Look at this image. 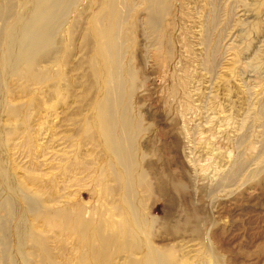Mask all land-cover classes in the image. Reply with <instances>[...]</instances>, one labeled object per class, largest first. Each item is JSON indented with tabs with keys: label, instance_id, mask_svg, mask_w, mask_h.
Wrapping results in <instances>:
<instances>
[{
	"label": "rangeland",
	"instance_id": "obj_1",
	"mask_svg": "<svg viewBox=\"0 0 264 264\" xmlns=\"http://www.w3.org/2000/svg\"><path fill=\"white\" fill-rule=\"evenodd\" d=\"M31 1L0 0V264L137 263L120 168L86 128L103 72L89 22L104 6L64 0L30 78L8 68L6 33ZM126 2L111 59L117 129L141 157L130 174L149 185L134 186L141 239L176 264H264V0H162L149 28L145 5ZM66 209L82 232L45 217Z\"/></svg>",
	"mask_w": 264,
	"mask_h": 264
},
{
	"label": "bare ground",
	"instance_id": "obj_2",
	"mask_svg": "<svg viewBox=\"0 0 264 264\" xmlns=\"http://www.w3.org/2000/svg\"><path fill=\"white\" fill-rule=\"evenodd\" d=\"M63 1L64 0H32L30 2L31 8L29 7L30 9L24 13V15L21 17V19L19 18L20 19L19 22L17 24H15V26L11 29V31L9 33H6L7 34V36H6L7 46L6 47H7V55H8L7 65H8V68L12 72H15L18 74H20V73L24 74V71L29 69V68L28 69H26V68L31 63L34 62L33 59H34V56L37 55V53L35 55V52L37 51V49L39 50V48L45 47L47 42H49V40L51 39L50 33H52L51 28H53V27H50V25L53 26L52 25L53 23L51 24V22L53 21L55 16H56V18H58L55 12H56L57 8H59L58 6L61 3H63ZM65 1H66V3L64 2L65 4H69L72 0H65ZM94 1H96V0H94ZM139 1L142 5H145L146 9L148 10V13L146 14V17H145V20H146L145 23L147 24L148 28L153 27L159 20L158 16H159L160 12H163L166 10L162 0H139ZM78 2H80V1H78ZM101 3L104 6V8H103L104 11L103 12L99 11V13H94L90 17V22H89V24H90L89 28H91V31H92L91 34L93 37L92 38L93 39V44H92L93 50L92 51L94 52L93 60L90 59V61L92 60L91 65L97 66V64H99L102 68V71H103L102 74L99 75V82H98L100 84L99 86L101 87V91H100L101 94H100L98 103L96 102L97 106L95 107V113L93 116V120H91L90 124L88 122L87 123L88 125L87 126L85 125V126H86L87 130H89V131L91 130L92 133L98 138L97 140H99L98 142L101 143L102 147L104 148L106 155L110 159V162L112 164L117 165V167L120 168V169H118L120 171L116 177H117L119 183L121 184L120 186L122 187V190H123V195L121 197V200H119V199L118 200L121 201L122 212L125 214L126 222H127V226H128V228H126L124 230L129 229L128 232H130V234H131V237H130L131 240L130 241H131L135 251L139 250L142 253V258L141 259L139 258L140 261H138L137 263H134V264H176L175 263L176 260L174 259V256L172 255L173 252L170 253L165 249L167 252L164 253L161 251L163 249L159 250V248L157 249V248L153 247L152 245H150V243L141 239V236L143 235V231L147 230V223H146V221L140 220L137 217L138 213H136L134 211L133 204L136 201L135 200V193H134V186L136 187V185L142 184L145 186V188H149V185L146 182L147 180L146 181L144 180L145 174L139 172L140 170L138 171L139 175L137 177H135V176L133 177L131 175L132 172L130 174L131 168L133 169V167H134L133 165L136 162L138 164L141 163V157L139 156L140 157V159H139L138 156L135 158V155H133V153L131 151V137H130L129 133L127 131H123V130L120 131V129L119 130L117 129V126L120 125V124H118L119 120H120L121 124L124 123V122L122 123V121H123L122 120L123 119V110L119 111V109H118V103L122 100V96H123V88H124L123 84L124 83H122V81L120 79H118L117 76L115 75L116 74V69H115L116 67L112 66L113 61L111 59V55L113 56V54L117 53L118 52L117 50H119V49H117V43H118L117 34L120 35L119 32H120L121 27H122L121 25H122L123 16H125L124 14H126L125 11L128 8V4H127L126 0H101ZM86 5L89 6V4H86ZM98 9H99V7H98ZM98 9H97V12H98ZM3 13L5 14L4 9L0 8V17L3 15ZM57 13H59V12H57ZM61 15H59V16H61ZM81 16H82V14H81ZM87 29H88V27H87ZM88 30L90 31V29H88ZM87 34H85V35H87ZM118 37H120V36H118ZM86 42H87V40H86ZM90 43H92V42H90ZM30 70L31 69H29V71ZM93 73H94V71H93ZM128 73H129V71H128ZM131 74H132V72H131ZM24 75H21V76H24ZM27 75H29V77H30V74H28V72H27ZM27 75H25V76H27ZM96 77L98 78V76H96ZM97 78L95 80H97ZM129 78H131V76ZM139 126L140 125L136 124L135 128L138 130V129H140ZM85 132H86V130H85ZM108 165L110 166V164H108ZM84 168L85 167H83V169ZM138 168H139V166H138ZM86 169H88V168H86ZM118 170H116V171L118 172ZM106 189H107V187H106ZM108 190L110 191V188ZM122 190H120L121 192L119 190L118 191L120 193H122ZM118 195H120V194H118ZM35 198H34V200H35ZM30 199H33V198H30ZM28 202H30V201H28ZM32 204L33 203H31V205H29V204H27V205L32 207ZM28 208H30V207H28ZM65 208H64V210H65ZM56 210H57V208H56ZM66 210L68 211V213H67V211L66 212H64V211L54 212L55 211L54 210L53 213L51 212L50 214L45 215V217L49 221L50 224L51 223L52 224H54V223L59 224L60 223V224H63L64 226L66 225L72 229H76L78 231V232L76 231V233L82 232L83 231L82 228L85 227L84 226L85 223L83 225L79 216L77 214H75L74 212L73 213L75 215L72 216V214H71L72 210L70 212H69L70 209L69 210L66 209ZM46 211H47V209H46ZM75 211H77V210H75ZM42 220H44V219L42 218ZM56 226H57V224H56ZM53 227H55V226H53ZM59 229H61V228H59ZM94 229H96V228L94 227ZM70 230L71 229H69V232H70ZM93 232H94V230H93ZM73 233H75V232H73ZM92 233H91V235H92ZM125 233H127V232L125 231ZM86 236L87 235H85V237ZM90 237L91 236H89V238ZM95 237H97V236H95ZM89 238H88V240H89ZM95 239L97 241V238H95ZM127 239H128V237H127ZM98 240H99V237H98ZM108 240H110V239H108ZM128 240H127V242H128ZM40 242L43 243L42 240ZM101 242H102V240H101ZM80 243H82V242H80ZM124 245H125V243H124ZM93 246H94V243H93ZM102 246H105V245H102ZM87 247H89V246H87ZM100 247H97L98 248L97 250H99ZM123 247H125V246H123ZM105 249H107V248H105ZM121 250L123 252V249H121ZM89 251L90 250H88L87 252H89ZM102 251H105L104 248ZM130 251H133V250H130ZM93 252H95V250ZM44 253H47V252L44 251ZM90 253H89V255H90ZM107 253L108 252H106V254ZM100 254H102V253H100ZM97 257H99V256H97ZM100 258H101V256H100ZM97 260H95V261H97ZM99 262H98V264H99ZM95 264H97V263H95Z\"/></svg>",
	"mask_w": 264,
	"mask_h": 264
}]
</instances>
